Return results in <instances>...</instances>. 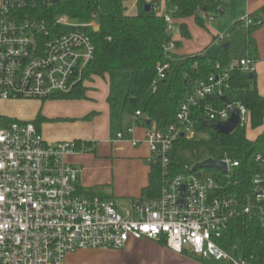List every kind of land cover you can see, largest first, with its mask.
I'll list each match as a JSON object with an SVG mask.
<instances>
[{"label":"built area","instance_id":"obj_1","mask_svg":"<svg viewBox=\"0 0 264 264\" xmlns=\"http://www.w3.org/2000/svg\"><path fill=\"white\" fill-rule=\"evenodd\" d=\"M51 1L41 0L46 5ZM35 4L37 0H0V100H46L68 94L83 83L84 69L93 59L94 45L84 28H93L94 22L73 23L62 15L49 26L24 12ZM164 20L172 34L171 15L165 12ZM245 22L250 20L246 17ZM230 37L229 31L219 33L214 43L222 45ZM238 64L242 73L255 72L250 58ZM167 70V64L159 65L157 77L164 78ZM227 79L228 72L222 71L197 82L180 104L174 125L148 128L137 140L133 131L140 113L136 111L131 126L116 134L133 146H148L151 163L158 164L165 176L155 198L86 194L79 185V168L65 161L76 151L73 141L50 144L32 122L0 114V264H65L66 256L77 250L121 249L129 240L140 239H164L169 248L187 249L201 260L260 264L252 256L232 254L216 241L232 220L243 215L256 217L264 228V149L254 157L259 171L252 176V192H246L244 200L228 192L238 165L230 154L214 158L226 165L225 173L211 168L228 177L225 186L189 165H184L186 172L172 175L170 171L176 139L181 134L195 137L192 108L207 95L223 97ZM230 107L237 110L238 127L247 128L249 111L240 102H229L222 109L205 106L203 119L225 121Z\"/></svg>","mask_w":264,"mask_h":264},{"label":"trees","instance_id":"obj_2","mask_svg":"<svg viewBox=\"0 0 264 264\" xmlns=\"http://www.w3.org/2000/svg\"><path fill=\"white\" fill-rule=\"evenodd\" d=\"M49 5L37 0L35 8L25 10L30 17L44 20L49 26L57 17L67 16L73 23L94 22L98 30L85 27L94 45L93 59L83 72V83H79L70 93L53 98L85 99L88 87L85 82L94 78L111 80L117 72H125L127 82L122 94L123 111L133 116L139 111L137 123L148 128L163 129L176 123V114L180 104L189 96L194 86L210 74L228 72L223 97L228 102H240L249 111V127H262L260 133L250 139L246 129L238 127L229 135L217 133L209 126H202L205 117L204 107L214 109L224 107L222 96L213 94L209 99H202L191 110L196 138L179 136L173 144V150H185L204 145H216L226 148L238 162L232 171L234 185L229 193L244 200L245 193H251L250 181L259 171L254 160L257 153L264 149V95L258 92L255 73H242L239 60L250 58L257 60V50L252 34L264 23V6L250 13L247 18L236 21L228 31L231 34L229 47L221 48L219 56L212 57L204 51L193 54H177L174 49L180 42L173 41V35L166 28L164 14L169 13L178 25L180 35L190 38L186 23L187 18H194L195 23L204 26V19L221 17L229 0H164L165 10L156 12L157 6L149 4L146 11V0H136V13L127 12V0H55ZM203 16V17H202ZM66 29V27H61ZM217 35L213 37L215 41ZM173 44L168 49L169 43ZM167 64L164 78L157 77V67ZM219 64V68L216 65ZM134 99V103L130 102ZM112 106L118 100L107 97ZM17 120V119H12ZM48 120L38 115L32 122L40 131L42 122ZM23 121V120H22ZM147 122L149 124L147 125ZM214 121H211L213 123ZM76 151L94 152L92 142L73 140ZM211 170V169H210ZM172 175L186 172L184 165L173 157L170 163ZM164 175L158 164L151 163L147 186L142 189L141 198H155L163 185ZM86 194L100 195L98 191H85ZM217 244L236 256L253 257L264 264V228L256 217L243 215L231 221L227 232L218 239Z\"/></svg>","mask_w":264,"mask_h":264},{"label":"crops","instance_id":"obj_3","mask_svg":"<svg viewBox=\"0 0 264 264\" xmlns=\"http://www.w3.org/2000/svg\"><path fill=\"white\" fill-rule=\"evenodd\" d=\"M146 2L148 3L147 0ZM262 6H264V0H229L223 10V15L214 17L212 20L204 19V26L197 25L192 17L187 18L184 20L187 28L189 19H193L198 26V29L194 30V38L189 28L190 38L182 37L178 27L181 21H173L175 26L172 33L173 41L180 42V47L174 51L177 54H193L201 51L206 53V49L214 44L221 52L222 45L214 43L213 37L228 31L236 21L245 19ZM164 7L163 3L161 9L156 8V12L164 11ZM127 12L129 13L128 7ZM252 38L257 50V60L254 64L257 89L261 95H264V23L252 34ZM181 39L185 40L184 44ZM93 82L94 80L88 83ZM122 96L121 103L118 101L116 105L111 106L106 101L107 106L100 115H90L87 120L75 118L71 122L64 123L43 122L40 125V132L45 141L50 144L73 140L92 142L94 152L75 151L65 156L67 164L76 166L80 170L79 185L81 189L84 191L96 190L106 198L130 200L140 197L142 189L147 186L151 154L145 143L133 146L126 140L116 138L118 132L132 124V116L123 111L124 95L122 94ZM21 119H26V117ZM146 130L147 127L136 123L133 131L134 138L142 140ZM259 133L250 139H254ZM65 264L209 263L207 260L192 256L187 249L178 252L169 248L164 239H140L129 240L121 249L77 250L66 256Z\"/></svg>","mask_w":264,"mask_h":264},{"label":"rangeland","instance_id":"obj_4","mask_svg":"<svg viewBox=\"0 0 264 264\" xmlns=\"http://www.w3.org/2000/svg\"><path fill=\"white\" fill-rule=\"evenodd\" d=\"M148 4H155L158 9H161L164 0H147ZM129 13L134 14L136 12L135 0H128L127 5ZM188 28L195 37V29L198 26L194 23L193 19H189ZM93 28H97L95 25ZM184 44L185 40L181 39ZM206 53L209 56H219V48L214 44L206 49ZM127 82V75L125 72H117L111 80L95 78L94 82L86 86L89 87L86 93L85 99H73V98H50L46 100L37 99H15V100H0V114L8 119H17L23 121H33L40 115L47 118L44 122H71L75 118L89 119L90 115H100L104 112V108L107 106V97L110 96L121 103L123 96L122 91L125 88ZM89 84V85H87ZM93 107V108H92ZM92 108V109H90ZM85 112L83 115H81ZM86 114V115H85ZM26 117V119H21ZM89 117V118H88ZM43 123V122H42ZM41 123V124H42ZM263 127V126H262ZM262 127L252 129L248 126L246 129V136L251 138L262 130ZM195 134V133H194ZM199 136L195 134V138ZM198 138V137H197ZM174 151V150H173ZM229 154L226 148L216 145H204L200 147L189 148L185 150H176L172 153L180 164L192 166L196 162L205 160L207 158L220 157L223 154ZM203 175L210 178H216L220 186L227 185L228 177L221 172H216L210 169H200ZM209 264H227L224 261H215L209 257L207 259Z\"/></svg>","mask_w":264,"mask_h":264},{"label":"water","instance_id":"obj_5","mask_svg":"<svg viewBox=\"0 0 264 264\" xmlns=\"http://www.w3.org/2000/svg\"><path fill=\"white\" fill-rule=\"evenodd\" d=\"M53 2H56L55 0ZM144 9L146 11H149L151 9V6L149 4H146L144 6ZM98 30V27L95 29ZM229 47V42H225L222 44L221 48L223 50H226ZM252 75L249 74V77H251ZM210 95L206 96V99H209ZM222 101L224 106H228L229 102L227 101V99L225 97H222ZM130 102L134 103V99H131ZM230 111V116L227 120L225 121H218L215 123H209L208 120L206 119H202L201 120V124L202 126L206 127L209 126L211 129H213L214 131H216L217 133L223 134V135H229L230 133H232L235 129H237L238 127V113L237 110L233 107L229 108ZM149 124V122H147V125ZM181 136H183L181 134ZM203 168H213V169H217L222 171L223 173H225L227 171L226 165L221 162L218 161L214 158H207L205 160L196 162L195 164H193L191 166V170L192 171H196V170H200ZM199 174V173H198ZM183 189L184 187H181V194L183 195ZM180 203H182V200H180Z\"/></svg>","mask_w":264,"mask_h":264}]
</instances>
